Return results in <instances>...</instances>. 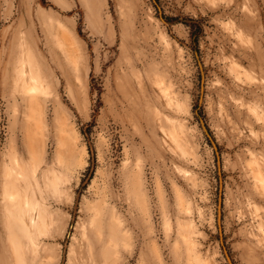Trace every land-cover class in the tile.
Returning a JSON list of instances; mask_svg holds the SVG:
<instances>
[{
    "label": "rangeland",
    "instance_id": "rangeland-1",
    "mask_svg": "<svg viewBox=\"0 0 264 264\" xmlns=\"http://www.w3.org/2000/svg\"><path fill=\"white\" fill-rule=\"evenodd\" d=\"M0 109V264H264V0H0Z\"/></svg>",
    "mask_w": 264,
    "mask_h": 264
},
{
    "label": "bare ground",
    "instance_id": "bare-ground-1",
    "mask_svg": "<svg viewBox=\"0 0 264 264\" xmlns=\"http://www.w3.org/2000/svg\"><path fill=\"white\" fill-rule=\"evenodd\" d=\"M22 39H25V38H22ZM23 41V40H22ZM20 42V44L21 45H23L22 43L24 42ZM24 45H25V43H24ZM15 46V45H14ZM29 46V45H28ZM27 46V48H29ZM21 48V47H20ZM19 50V49H18ZM20 50H22V49H20ZM25 51H27L26 49H24ZM18 52V51H17ZM28 54H29V49H28ZM15 53V52H14ZM25 53V52H24ZM16 54V53H15ZM18 54V53H17ZM28 54H26L27 56H28ZM14 55V54H13ZM16 56V55H15ZM30 57V56H29ZM23 58H25V57H21V59H23ZM32 59V58H31ZM30 59V60H31ZM21 62L23 61L24 62V60H20ZM18 64H20V62L18 63ZM27 64V63H26ZM23 65H24V63H23ZM22 65V66H23ZM24 67V66H23ZM28 68V67H27ZM27 68H22L21 67V70H18V71H20L19 73H20V76L22 77L23 75H28V78H30V79H32V80H36L35 81V84L33 83V88H37V87H39V85L41 84L42 85V77L38 74V76L39 77H37V75L35 74V72L33 71V69H32V67H30L29 69H27ZM36 68V67H35ZM37 69V68H36ZM36 71H38V70H36ZM38 73V72H37ZM24 80H27V79H24ZM29 82V81H28ZM31 82V81H30ZM26 83V82H25ZM23 84H24V81H23ZM25 85V84H24ZM32 88V89H33ZM30 89V88H29ZM133 90V89H132ZM32 92H34L33 90H32ZM31 92V93H32ZM130 92H132V91H130ZM129 92V93H130ZM133 92H136V91H134L133 90ZM30 93V94H31ZM29 94V93H28ZM133 94H135V93H133ZM164 94V96H165V100L168 102V103H170L171 102V97L168 95V94H166L165 92L163 93ZM35 95V94H34ZM36 96V95H35ZM26 97V96H25ZM30 97V96H29ZM24 100H25V98H24ZM27 105H28V110H29V114H28V117L30 118L31 117V112L34 110V109H38L39 108V106L41 105V101L38 99V98H36V97H30L29 99H28V101H27ZM29 120L30 119H27L26 121H27V124H26V128L28 129V125H29ZM23 124H25V123H23ZM23 129H24V127H23ZM22 131V130H21ZM24 132V131H23ZM27 135V134H26ZM22 137H24V136H22ZM28 138L31 140V137H30V134H28ZM25 139V138H24ZM34 144V143H33ZM32 143H31V145H29L30 147V151L31 152H33V154L34 153H36L37 151H38V149H37V147L35 146V144L33 145ZM16 158H14V161L16 162V160H15ZM15 164H17V163H15ZM14 166V165H13ZM19 167V166H18ZM23 168V167H22ZM8 171V173H6V176H8L7 174H10V172H11V170L9 169V170H7ZM12 171H14V170H12ZM20 172H23L22 170L20 171ZM26 174V173H25ZM19 175V174H18ZM22 177V176H21ZM55 177V176H54ZM11 178H13V176L11 177ZM23 179V178H22ZM21 179V180H22ZM6 180V179H5ZM8 180H10L11 181V179H9L8 178ZM10 181H6V187H4L5 188V191H6V194L7 195H9V196H13V195H15L13 192H9V189L11 188V187H13L14 186V182H10ZM16 181V180H15ZM17 182H19V179H18V181ZM24 182V181H23ZM33 182H35V181H33ZM36 183H37V181H36ZM27 184H28V182H27ZM30 184V183H29ZM28 184V185H29ZM27 185V186H28ZM11 186V187H10ZM14 188V187H13ZM28 189V188H27ZM16 190V189H15ZM23 190V189H22ZM11 191H12V189H11ZM14 191V190H13ZM22 192V191H21ZM16 193V192H15ZM18 194V193H17ZM20 195H22V193H20ZM19 196V195H18ZM29 197H30V195H29ZM18 198V197H17ZM25 198V197H24ZM18 201V200H17ZM27 201V200H26ZM13 202V201H12ZM37 203V202H36ZM29 204V203H28ZM30 204H32L31 203V201H30ZM29 204V205H30ZM11 205V204H10ZM18 205H20V204H18ZM23 205V204H22ZM29 205H27V206H29ZM14 206V205H13ZM31 206H33V205H31ZM34 206H35V204H34ZM23 207V206H22ZM30 207V206H29ZM12 208V207H11ZM24 208V207H23ZM31 208H33V207H31ZM26 209V208H25ZM27 209H29V208H27ZM38 209V208H37ZM24 210V209H23ZM33 210H31V212H32ZM40 211V210H39ZM9 213H11L10 211H9ZM19 213H21V212H19ZM23 213H24V211H23ZM29 213V212H28ZM33 213V212H32ZM18 214V213H17ZM37 214V213H36ZM19 215V214H18ZM24 215V214H23ZM11 216V215H10ZM26 216H27V211H26ZM34 216V215H33ZM39 216V215H38ZM41 216H42V214H41ZM17 217V216H16ZM31 218H32V214H31V216H30ZM12 218V217H11ZM21 218V217H20ZM27 218H28V216H27ZM35 218H37V217H35ZM15 219V218H14ZM37 220H38V218H37ZM32 223V222H31ZM33 224V223H32ZM20 227V226H19ZM25 227V226H24ZM186 239L189 241V242H192V240H191V238H189V235L187 234L186 235Z\"/></svg>",
    "mask_w": 264,
    "mask_h": 264
},
{
    "label": "trees",
    "instance_id": "trees-1",
    "mask_svg": "<svg viewBox=\"0 0 264 264\" xmlns=\"http://www.w3.org/2000/svg\"><path fill=\"white\" fill-rule=\"evenodd\" d=\"M195 108H198V106H195ZM196 113L199 115V120H200L202 126L205 127L206 130H208V127H207V125H206V123H205L204 118L202 117V115H201L200 113H198V109H196ZM2 118H3V114H2V110L0 109V139H1V137H2V129H1V126H2V124H3V120H2ZM213 142H214V141H213ZM214 144H215V143H214ZM215 145H216V144H215Z\"/></svg>",
    "mask_w": 264,
    "mask_h": 264
},
{
    "label": "water",
    "instance_id": "water-1",
    "mask_svg": "<svg viewBox=\"0 0 264 264\" xmlns=\"http://www.w3.org/2000/svg\"><path fill=\"white\" fill-rule=\"evenodd\" d=\"M215 145V144H214ZM228 255V254H227ZM228 257H229V255H228Z\"/></svg>",
    "mask_w": 264,
    "mask_h": 264
}]
</instances>
